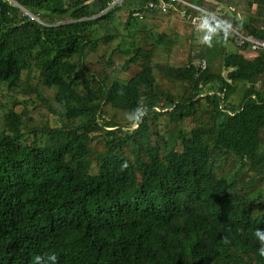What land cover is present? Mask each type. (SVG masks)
<instances>
[{
    "label": "trees",
    "instance_id": "1",
    "mask_svg": "<svg viewBox=\"0 0 264 264\" xmlns=\"http://www.w3.org/2000/svg\"><path fill=\"white\" fill-rule=\"evenodd\" d=\"M184 1L264 38V0ZM111 2L0 0V264H264V53Z\"/></svg>",
    "mask_w": 264,
    "mask_h": 264
},
{
    "label": "clouds",
    "instance_id": "2",
    "mask_svg": "<svg viewBox=\"0 0 264 264\" xmlns=\"http://www.w3.org/2000/svg\"><path fill=\"white\" fill-rule=\"evenodd\" d=\"M196 27L197 30L202 33L200 36V41L203 44L211 46L213 37L217 33H222L225 38L229 35L232 24L229 20L217 19L214 15L205 13L199 18V23ZM146 111L147 109L144 107H137L127 115L126 118L131 122V126L133 128L139 126V124L142 122V118L145 116ZM254 235L260 242V246L257 249L258 253L261 257H264V229L257 228L254 232ZM48 259L54 264L56 257L55 255H52ZM40 261L41 257L37 256V264H39Z\"/></svg>",
    "mask_w": 264,
    "mask_h": 264
},
{
    "label": "built area",
    "instance_id": "3",
    "mask_svg": "<svg viewBox=\"0 0 264 264\" xmlns=\"http://www.w3.org/2000/svg\"><path fill=\"white\" fill-rule=\"evenodd\" d=\"M123 0H112L111 6L115 5H122ZM176 4L179 5H185L187 7L193 8L197 11H199L201 14H212L214 15L217 19H223L222 13L223 10H219V12H207L204 9H201L200 7H197L193 4L187 3L184 0H158V3L150 2L148 4V7L151 9H157L162 12H167L169 8H173L176 6ZM186 9L180 10L181 13V18L186 19L188 22H191L193 25L197 26L199 23V18L201 17L200 15L198 16H193V15H188L186 13ZM29 17L34 20L36 19L33 15L28 14ZM137 15H140V13H137ZM230 33L232 34V42L237 46V47H247L253 51H259L264 53V38H259L255 36H250V35H244L243 33L237 31L235 28L230 29ZM229 33V34H230ZM234 34V35H233ZM201 67L204 69L206 68V61H202L200 63Z\"/></svg>",
    "mask_w": 264,
    "mask_h": 264
},
{
    "label": "rangeland",
    "instance_id": "4",
    "mask_svg": "<svg viewBox=\"0 0 264 264\" xmlns=\"http://www.w3.org/2000/svg\"><path fill=\"white\" fill-rule=\"evenodd\" d=\"M221 7V6H220ZM256 8V7H255ZM255 10V9H254ZM181 18V17H180ZM182 19V18H181ZM198 31V30H197ZM202 35V33H198V42H199V44H201V41H200V36ZM226 49H227V51L228 52H230V53H233V52H235V50H236V46H235V44L232 42L231 44L228 42V43H226Z\"/></svg>",
    "mask_w": 264,
    "mask_h": 264
}]
</instances>
